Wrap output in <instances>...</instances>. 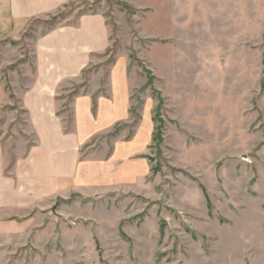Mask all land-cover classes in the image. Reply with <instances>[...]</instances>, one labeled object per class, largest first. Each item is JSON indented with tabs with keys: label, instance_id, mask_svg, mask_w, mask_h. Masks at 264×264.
<instances>
[{
	"label": "rangeland",
	"instance_id": "1",
	"mask_svg": "<svg viewBox=\"0 0 264 264\" xmlns=\"http://www.w3.org/2000/svg\"><path fill=\"white\" fill-rule=\"evenodd\" d=\"M81 13L105 16L108 64L125 55L143 83L136 122L154 103L151 173L134 190L59 200L65 217L0 241V264H264V0H77L2 41L0 75Z\"/></svg>",
	"mask_w": 264,
	"mask_h": 264
},
{
	"label": "crops",
	"instance_id": "2",
	"mask_svg": "<svg viewBox=\"0 0 264 264\" xmlns=\"http://www.w3.org/2000/svg\"><path fill=\"white\" fill-rule=\"evenodd\" d=\"M75 1L0 0V45L20 41L34 21ZM110 36L103 14L65 18L36 36L31 61L13 65L9 80L0 75L1 242L55 227L64 216L59 200L134 190L151 173L154 103L144 97L136 122L143 83L125 55L108 64Z\"/></svg>",
	"mask_w": 264,
	"mask_h": 264
}]
</instances>
